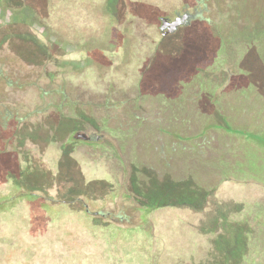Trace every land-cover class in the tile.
Returning <instances> with one entry per match:
<instances>
[{"label": "rangeland", "instance_id": "rangeland-1", "mask_svg": "<svg viewBox=\"0 0 264 264\" xmlns=\"http://www.w3.org/2000/svg\"><path fill=\"white\" fill-rule=\"evenodd\" d=\"M25 1L0 108L31 113L48 203L14 204L0 264H264V0Z\"/></svg>", "mask_w": 264, "mask_h": 264}, {"label": "flooded vegetation", "instance_id": "flooded-vegetation-1", "mask_svg": "<svg viewBox=\"0 0 264 264\" xmlns=\"http://www.w3.org/2000/svg\"><path fill=\"white\" fill-rule=\"evenodd\" d=\"M187 12L189 14V18L180 24L177 29L173 32H169L168 28L169 25L162 28L163 17L169 18L170 21H173L177 16L182 15L183 13ZM196 16V13L190 12L188 9H185L182 12H177L174 17L172 16H160V27L157 28L158 36L161 35L163 37H168L169 35L178 31L181 26L189 24L192 19ZM146 32H142L141 34L144 35ZM66 94V93H65ZM90 98L92 96L90 95ZM31 115V113H20L18 110H14L10 107L0 108V123L1 127L5 130H0V224L3 223L8 219L7 215L12 213L14 204L17 205V202L24 203L27 208L29 205L27 204H37L40 202L36 201L35 199L29 202V197L25 198V195H33L36 197H41L43 199L42 204L48 203L46 197L47 195V186L45 184L46 180V173H45V145L35 144V142H30L32 145H27V140L30 139L27 132H23L22 136L19 135L18 131H14L15 136H20L21 139L15 142L13 139V129L11 130L9 127L10 122H12L15 118L18 123H22L26 117ZM9 127V128H8ZM25 131V130H24ZM12 132V134H11ZM10 133V135H9ZM77 134H86L87 139L85 141H92L95 137L96 139L100 138V135L89 133L87 131L81 132L78 131ZM28 138V139H27ZM29 141V140H28ZM56 146V145H55ZM37 148V149H36ZM56 150L58 151L57 155L60 159V150L57 145ZM4 155L6 159L7 167L3 166L2 163L4 162ZM22 159L24 165L17 166V170L15 171L12 168V164L20 163L19 160ZM3 157V158H2ZM43 160V161H42ZM44 162V163H43ZM17 163V164H18ZM16 165V164H14ZM8 168V169H7ZM13 169V170H12ZM49 188V187H48ZM2 190V191H1ZM51 199V198H50ZM60 201V197L54 198V201ZM50 201V200H49ZM33 213L39 212V210H34L31 208ZM28 217V216H22Z\"/></svg>", "mask_w": 264, "mask_h": 264}, {"label": "trees", "instance_id": "trees-1", "mask_svg": "<svg viewBox=\"0 0 264 264\" xmlns=\"http://www.w3.org/2000/svg\"><path fill=\"white\" fill-rule=\"evenodd\" d=\"M25 0H19L18 4L19 6H15L13 7V5L11 3H13L10 0H0V25L1 24H6L10 21H15L18 20L20 18L25 19V17L28 16V12H31V9L28 8V5L25 4ZM250 28H248L249 32L246 34V38H248L249 36L251 38H259L262 39L264 38V24L261 26H257L256 27V32L255 30H253L254 32L252 33V27L255 26H249ZM245 36V35H244ZM241 36V37H244ZM236 130H243V129H236ZM261 134L264 133H259L258 135L262 136ZM264 137V136H262Z\"/></svg>", "mask_w": 264, "mask_h": 264}, {"label": "water", "instance_id": "water-1", "mask_svg": "<svg viewBox=\"0 0 264 264\" xmlns=\"http://www.w3.org/2000/svg\"><path fill=\"white\" fill-rule=\"evenodd\" d=\"M189 18V14L187 12L183 13L182 15L177 16L175 19H173V21H170L169 18L167 17H163V24H162V28L166 27L167 25H169L168 31L169 32H173L177 29V27L182 24L184 21H186ZM78 138H82V139H87V135L86 134H77L75 135Z\"/></svg>", "mask_w": 264, "mask_h": 264}]
</instances>
